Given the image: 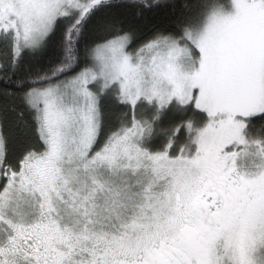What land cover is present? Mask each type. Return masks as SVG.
Listing matches in <instances>:
<instances>
[{
	"label": "snow or ice",
	"instance_id": "obj_1",
	"mask_svg": "<svg viewBox=\"0 0 264 264\" xmlns=\"http://www.w3.org/2000/svg\"><path fill=\"white\" fill-rule=\"evenodd\" d=\"M0 264H264V0H0Z\"/></svg>",
	"mask_w": 264,
	"mask_h": 264
},
{
	"label": "trees",
	"instance_id": "obj_2",
	"mask_svg": "<svg viewBox=\"0 0 264 264\" xmlns=\"http://www.w3.org/2000/svg\"><path fill=\"white\" fill-rule=\"evenodd\" d=\"M190 114L191 112H189L188 114H182L181 112L176 111L174 109H169V111L162 118L161 124L163 127H171L176 123L180 122L181 120L187 119L188 115ZM198 115L202 116V114H198ZM184 137H185V132L182 129L179 134L178 141L182 142L184 140ZM166 143H167L166 137L164 135H158L156 136L155 139H153L150 142L149 147L153 151L163 150V147Z\"/></svg>",
	"mask_w": 264,
	"mask_h": 264
}]
</instances>
